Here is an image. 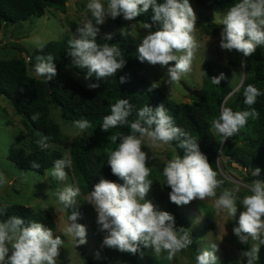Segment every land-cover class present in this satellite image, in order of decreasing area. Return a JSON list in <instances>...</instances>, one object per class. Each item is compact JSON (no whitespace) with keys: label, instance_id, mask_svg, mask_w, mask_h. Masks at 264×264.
<instances>
[{"label":"clouds","instance_id":"9594fccd","mask_svg":"<svg viewBox=\"0 0 264 264\" xmlns=\"http://www.w3.org/2000/svg\"><path fill=\"white\" fill-rule=\"evenodd\" d=\"M91 12L92 20L78 25L76 35L68 41V55L73 58L76 67L87 69L85 79L95 74L98 80H106L115 76L126 64L122 50L115 44L97 42V36L108 18L115 20L123 17L125 21H134L149 9L154 13L153 23L159 25L152 31L153 24L145 23L147 34L138 46V59L150 65H159L166 69L168 86H178L181 77L190 73L192 62L200 45L195 36L197 15L190 0H89L86 5ZM94 20V22H93ZM220 47L229 52L236 51L243 57L252 56L258 47L264 46V0H238L222 16ZM132 23L121 28L120 34L127 36L128 28H135ZM104 40L113 39L108 33ZM33 66L34 75L43 77L46 82L57 75L55 58L48 54L37 55ZM246 66L241 62V67ZM224 75L212 77L214 84L220 85ZM126 77H120V83H125ZM90 89L99 84L89 83ZM159 87L154 83L152 88ZM151 90V89H150ZM244 104L250 110L233 111L221 106L219 117L212 121L211 128L222 137L221 143L227 141L243 128L249 118H257L258 112L251 106L261 95L259 89L249 84L243 93ZM127 99H119L111 105L110 115L103 118L102 131L128 125L131 134H114L109 140L116 142L118 147L109 153L107 164L112 174L118 176L123 184L101 178L87 196L97 213L99 231L103 232V246L118 249L121 252L137 253L141 245L153 247L156 254L164 251L167 259L172 260L176 254L187 249L192 243V235L184 227L177 228L175 217L168 211H160L146 197L151 190L153 181L148 179L151 168L148 166L149 155L142 150L167 145L178 141V147L184 149V155H175L168 160L163 169L165 178L162 185L171 188L170 201L178 206L191 203L194 200L204 201L215 198L214 206L219 213L226 211L230 217L236 218L238 202L243 211L239 212L238 226L233 233L239 241L247 244L249 238L264 245V181L256 179L246 185L249 194L238 195V189L224 188L217 197V189L224 184L218 179L217 171L213 170L208 157L200 150L197 141L181 127L175 124L174 118L168 114L163 104L155 109L145 105L136 110ZM39 119V113L31 117ZM81 131L90 128L87 119L74 121ZM48 136H41L37 144L41 149H47ZM67 156L57 159L51 169V175L58 181L67 179L66 168L71 167ZM41 165L33 161L32 168L39 169ZM260 169L252 171L253 176H259ZM5 179L0 175V185ZM79 186L66 185L57 190V198L65 208L77 204L80 196ZM0 215H5L0 209ZM79 213L73 211L69 216V226L64 235L76 239L77 247L87 243V229L77 223ZM64 240L55 235L53 230L37 221L26 222L19 216H10L0 220V264H57ZM218 245L212 244L202 249L195 257L196 264H218L216 255ZM259 246H253L247 251H241V258H246L247 264H256L259 259ZM241 264V261H240Z\"/></svg>","mask_w":264,"mask_h":264},{"label":"trees","instance_id":"16d2710c","mask_svg":"<svg viewBox=\"0 0 264 264\" xmlns=\"http://www.w3.org/2000/svg\"><path fill=\"white\" fill-rule=\"evenodd\" d=\"M68 0H0V34L6 27L16 25L31 18H40L50 8L66 10ZM163 2V0H158ZM203 8L212 11H227L238 0H194ZM151 9L141 14L136 21L143 24H153V30H158L159 25L153 23ZM111 22L116 26H122L126 21L118 17ZM207 20L206 28L217 32L220 24ZM205 19L198 18L196 26H203ZM64 38L60 41H51L32 52L27 62L24 57H13L11 59H0V95L6 97L14 106L16 112L24 119L29 133L21 132L16 141L11 145L8 157L22 168L44 174L47 169L54 166L57 159L66 155L58 149H41L37 141L41 136H48V144L56 143L61 139L60 126L50 117V105L61 109L62 117L67 121L87 119L91 122L89 132L73 140L71 146V167L77 184L83 193H90L101 178L119 183L122 181L113 175L107 164L109 153L118 147L119 140L112 142L109 137L114 134L128 135L131 129L128 125L109 129L107 132L101 130L103 118L110 115L111 105L119 99H127L134 106L135 112L145 105L156 108L161 104L168 110V114L174 118L175 124L188 132L199 144L200 150L208 157L210 164L216 171L219 170V160L228 172L239 171L243 173L245 168L246 181L252 182L256 179L264 181V46L258 47L257 51L250 57L245 58L246 77L240 89L233 93L231 84L230 63H222L216 60H206L203 63L204 84L202 88L191 89L190 97L194 103H178L169 99L159 88H152V84L142 75L144 62L138 59V46L141 40L128 32L122 36L120 32L110 41L97 36L99 44L110 43L119 47L126 60L122 70L115 76L106 80H98L93 74L90 80L99 84V87L90 89L83 85L74 75L67 72L66 68L72 63L76 72L86 74L87 69H81L74 65L73 58L67 53L69 51L68 41ZM51 54L57 67V75L53 80L29 76L28 65L36 63L37 55L47 56ZM224 75L220 85L214 84L212 77ZM126 77L125 83H120V77ZM257 87L261 93L256 103L251 107L258 112V117L249 118L247 124L238 133L230 137L222 145L211 128L212 121L219 117L221 106L229 107L233 111L250 110L244 104V90L249 85ZM151 89V90H150ZM34 113H39V119H31ZM178 141L171 142L174 150L181 157L184 149L178 147ZM68 158V157H67ZM69 159V158H68ZM38 162L39 169L32 168V162ZM251 168H259V176H253ZM218 179H223L218 175ZM222 187V186H221ZM220 188L217 189V191ZM5 215H0V220L10 216H19L28 221H37L45 226L56 230L51 209L36 212L31 206L24 204L0 205ZM172 215L175 217L176 226L184 227L192 235L193 243L190 245L195 257L200 250L197 235L190 225L189 217L178 210V205L171 203ZM68 218L73 211L77 212L75 206L66 208ZM245 247V250H249ZM120 258L130 264H143L141 258L147 256V247L141 245L140 250L133 254L121 252ZM111 252L105 251L100 258L85 256L88 264H109ZM149 264H160L149 259ZM223 264H230L225 262ZM256 264H264V245H261L259 259Z\"/></svg>","mask_w":264,"mask_h":264},{"label":"rangeland","instance_id":"374dc122","mask_svg":"<svg viewBox=\"0 0 264 264\" xmlns=\"http://www.w3.org/2000/svg\"><path fill=\"white\" fill-rule=\"evenodd\" d=\"M89 0H77L76 2H67L65 11L49 8L46 14L40 18H31L22 23L6 27L0 34V59H11L13 57H24L27 62L29 57L24 50L34 52L37 48L51 41H60L64 38H78L76 29L78 25L92 20L91 12L86 5ZM197 18L205 19L203 26H196L195 36L199 42V49L196 52L192 62L190 73L181 77L183 81L191 89L202 88L204 84L203 63L206 60H216L222 63H230L231 66V84L234 92L240 89L241 83L246 77L245 67H241V62H245V58L236 51L222 50L220 47L222 24L220 20L226 11H212L198 6L194 0H190ZM220 24V30L215 32L207 29V20ZM94 22V20H93ZM135 23V28H128V32L141 40L147 34L143 23L139 21H126L122 26H116L110 20L103 25H98L101 31L98 36H105L108 33L113 34V38L124 28ZM152 31H155L152 29ZM67 72L74 75L83 85L87 86L93 83L90 78L85 79L86 74L78 73L74 70L72 63L67 66ZM142 75L150 84L158 83L159 88L169 99L178 103H194L189 95H182L168 86L166 69L156 65H150L144 62L142 67ZM29 76L35 78L33 65H28ZM50 117L60 126L61 139L56 143H50V149H58L70 159L71 146L75 138L80 137L89 132V129L81 131L74 124V121H67L61 115V109L55 105H50ZM218 118V117H217ZM216 118V119H217ZM215 120V119H214ZM221 143L222 137L212 129ZM29 133L24 119L19 115L13 104L4 96L0 95V175H3L5 182L0 185V205L24 204L31 206L34 211H45L51 209L53 220L56 224V230L53 231L54 236L60 235L64 240L61 248L60 257L57 258V264H88L85 256L100 258L105 251L111 252L109 264H130L120 258L118 251L114 248L103 246L104 233L99 231L97 224V213L94 207L87 202L89 193H83L76 198L77 212L79 217L77 223L83 224L87 229V243L77 247L76 239L71 235H64V231L69 226V218L66 208L60 204L57 198V190L63 189L66 185L78 186L76 178L72 171L67 172L65 181H58L51 175V169L46 170L44 174L22 168L8 155L12 144L15 143L19 133ZM224 143V142H223ZM222 143V145H223ZM149 155L148 166L151 168V174L148 179L153 181L150 192L146 199L151 200L157 210L168 211L172 213L171 201L169 193L171 188L162 185L165 178L163 177V169L168 160L178 155L171 143L161 145L159 147L142 148ZM219 160L218 175H221L224 184L217 191V197L224 188L237 190L238 195L243 197L249 194L246 185L251 182L246 181L247 169L240 173L239 171L228 172L222 166ZM212 166V165H211ZM213 170L214 167L212 166ZM255 170L254 168L249 169ZM216 171V170H215ZM118 184H123L120 181ZM215 198L206 199L204 201L194 200L183 206H178V210L186 214L190 219V225L194 229L197 240L203 249L209 248L212 244L218 245L216 255L219 258L218 264L229 262L230 264H247L246 258H241V251H246L245 247L259 246V241L249 238L247 244L239 241L238 237L233 233V228L238 226L239 212L243 211L242 205L238 202V213L236 218L230 217L226 211L217 213L214 206ZM149 259L160 264H196L195 255L190 246L176 254L169 260L167 253L161 251L156 254L153 247H147V256L141 258L143 264H149ZM7 264V260L4 262Z\"/></svg>","mask_w":264,"mask_h":264},{"label":"water","instance_id":"95a60500","mask_svg":"<svg viewBox=\"0 0 264 264\" xmlns=\"http://www.w3.org/2000/svg\"><path fill=\"white\" fill-rule=\"evenodd\" d=\"M76 1L77 0H68V2H76ZM24 51H25V53H26V55L28 57H31L32 56V52L31 51H29V50H24ZM244 79H245V77H244ZM243 82H244V80H243ZM243 82L241 83V85L243 84ZM173 88H174V90H176L178 93H180L182 95H189L190 92H191V88L182 79H181L179 85L178 86H175Z\"/></svg>","mask_w":264,"mask_h":264}]
</instances>
